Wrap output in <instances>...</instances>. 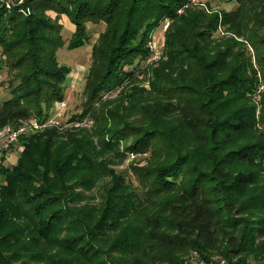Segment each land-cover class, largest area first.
<instances>
[{"label": "trees", "instance_id": "1", "mask_svg": "<svg viewBox=\"0 0 264 264\" xmlns=\"http://www.w3.org/2000/svg\"><path fill=\"white\" fill-rule=\"evenodd\" d=\"M232 1L216 10L193 0H0V129L46 120L64 98L59 15L75 26L70 48L92 45L93 122L28 130L16 162L0 163V264H180L187 250L245 263L239 238L260 229L241 217L264 210V133L242 140L255 118L252 57L264 79V0ZM96 20L107 29L91 43ZM165 21L146 111L135 88L95 107L106 80L126 77L121 60L144 57ZM172 117L181 131L166 140L160 119Z\"/></svg>", "mask_w": 264, "mask_h": 264}, {"label": "rangeland", "instance_id": "2", "mask_svg": "<svg viewBox=\"0 0 264 264\" xmlns=\"http://www.w3.org/2000/svg\"><path fill=\"white\" fill-rule=\"evenodd\" d=\"M13 1V0H7ZM194 2L204 3L210 5L213 9L221 10V9H230L232 8L235 3L232 0H193ZM24 14H28L29 10L25 9L23 11ZM50 16L54 17L55 14L53 12H48ZM59 22L62 23L61 34L64 39L63 44L61 47L57 48L56 50V58L59 64L68 67L69 72L66 76V86L64 90V98L61 100L64 101L65 105L63 109L59 106V101H55L53 106L50 108V116L49 118H55L59 121L61 126H67V122L70 123L71 119H76V121L84 122L87 121V125L91 126L92 120L87 119L85 116V106L84 102L86 100V96L84 93V86L87 74L89 72V68L91 65V44H83L78 47L70 48V40L73 35V31L75 29L74 24L69 21V18L66 15H59ZM168 23H164L163 25L159 24L157 27L152 29L149 32L148 40H151L153 44L162 50V55L164 51V31L167 27ZM107 27L106 24L103 23L101 20H96L94 22L87 24V31L90 35V42H96L98 38L100 39L101 35L104 34ZM221 33V32H219ZM223 33V32H222ZM147 40V42H148ZM250 50L251 55L252 49L248 47ZM147 54L144 57H136L131 56L126 58V60L130 61H123L119 64V69L123 68L126 70L125 74L126 77L121 79L119 82L116 80V76H111L110 80H106L102 85L101 89L102 92L99 94V100L96 102L95 107H98L101 102L103 101H114L121 103L120 99H124L129 97L130 94H133L134 91L132 90L135 88L138 91H141V107L146 111L148 108L147 98L143 93V90H149V81L151 79V72L152 68L157 66V60L152 59V55L149 51V47H147ZM162 57V56H161ZM161 57L159 59H161ZM157 64V65H156ZM252 65L257 70L255 74V78L257 79V85L251 91V95H249V101L251 105L255 106V118L250 123L248 132L242 139L243 141L252 140L258 135L259 133H264V79L261 78L260 71L261 69L256 65L254 58L252 57ZM118 69V70H119ZM7 72L5 70H0V97L7 95ZM126 97V98H123ZM144 114L140 115L143 116ZM139 117V116H138ZM166 119V120H165ZM162 118L160 119L161 128L165 131L167 137L166 140L171 139L174 135L181 131V126L176 118ZM27 136L26 134H24ZM129 139V138H127ZM160 139V138H159ZM159 139L156 140V145L159 144ZM19 141V138L11 143L9 146H4V142L2 139L0 140V163L8 165L5 163L6 159L9 158L12 154L15 155L21 151L22 145ZM19 146H21L20 151ZM132 156V155H131ZM18 158V157H17ZM129 158H131L129 156ZM16 162V161H15ZM127 164V159L124 161L122 165H113L111 167L114 168H125ZM1 178V173H0ZM131 179L132 176H131ZM258 185H264V172L258 173ZM135 183V182H134ZM243 223H250L249 221H245V219H253L254 221H258V223L253 224L255 227H258L260 230L258 231H251V235H247L248 238L243 234L239 240H243V247L244 251L242 253L241 258L245 260L244 264H264V210H253L249 215H243L241 217ZM252 227V226H250ZM246 228V226H245ZM245 228L243 231H245ZM251 229V228H250ZM247 230V229H246ZM248 233V232H247ZM241 235V234H240ZM225 239L221 240L224 241ZM222 245H226L221 243ZM181 258L180 264H198L199 261L204 260L200 258L199 255L192 251H184L183 253L179 254ZM226 257V261L231 259L232 261L238 260L237 256L233 255H219L215 252H211L210 260L216 261L219 258ZM208 262V261H206ZM229 264H231L229 262Z\"/></svg>", "mask_w": 264, "mask_h": 264}, {"label": "built area", "instance_id": "3", "mask_svg": "<svg viewBox=\"0 0 264 264\" xmlns=\"http://www.w3.org/2000/svg\"><path fill=\"white\" fill-rule=\"evenodd\" d=\"M165 23H168L165 21ZM168 25V24H167ZM147 45L149 47V51L152 55L153 60H157L161 57L162 50L157 48L151 40H148ZM65 103L63 100L59 101V106L63 109ZM87 121L79 122L76 121L75 125H87ZM59 121L55 118H47L46 120L40 121L36 117H32L27 120H20L19 125L16 128H11L9 125H6L0 129V140L4 142V146H9L11 143L16 141L20 135H24L28 130L32 129H41L45 126H57L59 125ZM198 264H229L225 258H219L216 261H199Z\"/></svg>", "mask_w": 264, "mask_h": 264}, {"label": "crops", "instance_id": "4", "mask_svg": "<svg viewBox=\"0 0 264 264\" xmlns=\"http://www.w3.org/2000/svg\"><path fill=\"white\" fill-rule=\"evenodd\" d=\"M21 146H19V150H17L18 152L20 151ZM18 157V153L15 155H11L9 156V158L6 159L5 163L8 165H13L15 163V161L17 160Z\"/></svg>", "mask_w": 264, "mask_h": 264}]
</instances>
